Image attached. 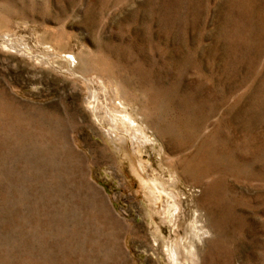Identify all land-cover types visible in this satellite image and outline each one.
<instances>
[{
    "label": "rangeland",
    "instance_id": "rangeland-1",
    "mask_svg": "<svg viewBox=\"0 0 264 264\" xmlns=\"http://www.w3.org/2000/svg\"><path fill=\"white\" fill-rule=\"evenodd\" d=\"M189 233L264 264V0H0V264H168Z\"/></svg>",
    "mask_w": 264,
    "mask_h": 264
},
{
    "label": "bare ground",
    "instance_id": "bare-ground-1",
    "mask_svg": "<svg viewBox=\"0 0 264 264\" xmlns=\"http://www.w3.org/2000/svg\"><path fill=\"white\" fill-rule=\"evenodd\" d=\"M90 94H91L90 95L91 98L88 100L90 102L88 104V108L92 111V110H94L93 108L95 107L96 101L98 102V97L96 96L95 91H92ZM88 98H89V96H88ZM113 108H114L113 110L111 108L112 111L106 110V111H109L110 113L108 112L109 113L108 115L100 116L99 119H101V121H108L110 123V125L112 126L111 128H113V127H115L116 129H121V128L123 129L124 128V130L129 131V128L127 127V125H129V127L132 129L130 136H131V138H133L134 144H136L137 147L140 145H143L147 140H149V138L147 137V135L144 132V129H143L144 127H142L143 126L142 122H140V124H138V125L134 124L137 120L135 117H133V115H131L130 110L129 111L126 110V108L123 107L122 103H119V105H115ZM95 109H96V107H95ZM97 110L98 109H96V111ZM125 113L127 115H125ZM118 121H120V123H118ZM120 124H122V125H120ZM110 131H111V133L108 132V134L110 136L109 138H114L115 137L114 135H116L115 132H113L112 129H110ZM155 175H157V176L152 178V180L154 181V185L151 186V185L147 184L148 185L149 200L151 202H156L159 199V194L157 193L159 191V188L156 187V183L159 180H161L163 182H167L166 180H168L167 184H168V187L170 189H172L173 185H174L173 179H166L165 177L161 178V175L158 173H156ZM166 194H168V193H166ZM165 199H166V205H165L163 212H162L163 217L165 219H168L170 221V223H172V220L175 217L174 212L177 209V207L174 204L175 200L172 198L170 199L168 197V195ZM168 211H171L170 214L168 213ZM191 228H192L193 233H194L193 236H196L198 238V240L200 241L202 239V236L200 235L201 232L199 233V231H198L200 228L199 227L197 228L195 226V224L191 225ZM189 234H190V237L188 238V240H186L187 242L182 241V238L180 241L178 239H173L171 242L165 241L163 244H162L161 239L157 240L159 243L158 246L160 245V248L162 249L163 253L165 254V256L167 258L168 264H186L187 260L190 261L191 264H193L195 262L196 253L190 252V249L193 248V240H192L193 238L191 239L192 235H191V233H189ZM189 244H190V247H189L190 249L187 248ZM181 247H183V249L187 248V250H185V251L188 253V256H185L181 253V250H180Z\"/></svg>",
    "mask_w": 264,
    "mask_h": 264
}]
</instances>
